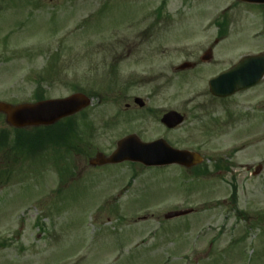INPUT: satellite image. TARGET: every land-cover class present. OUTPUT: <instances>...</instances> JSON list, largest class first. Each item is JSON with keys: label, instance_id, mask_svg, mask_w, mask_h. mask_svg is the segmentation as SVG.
Here are the masks:
<instances>
[{"label": "rangeland", "instance_id": "obj_1", "mask_svg": "<svg viewBox=\"0 0 264 264\" xmlns=\"http://www.w3.org/2000/svg\"><path fill=\"white\" fill-rule=\"evenodd\" d=\"M0 6L1 102L33 103L37 89L43 99L76 90L92 97L87 119L78 117L85 126L79 152L35 160L0 152V264H264V78L226 100L207 87L244 55L264 53V8L238 0ZM184 62L195 67L175 71ZM146 96L147 114L132 102ZM167 111L184 115V123L165 129ZM7 127L0 115V130ZM131 134L199 153L209 174L89 166ZM243 144L231 160L234 177H226L216 165ZM186 209L193 213L163 217Z\"/></svg>", "mask_w": 264, "mask_h": 264}, {"label": "water", "instance_id": "obj_2", "mask_svg": "<svg viewBox=\"0 0 264 264\" xmlns=\"http://www.w3.org/2000/svg\"><path fill=\"white\" fill-rule=\"evenodd\" d=\"M247 3H264V0H241ZM184 64L179 69L187 68ZM264 75V54L242 58L233 68L220 74L209 82L210 92L217 97H227L238 91L252 87ZM135 102L142 105L140 100ZM89 105V100L82 94H73L67 98L39 102L33 105L10 106L0 102V113L6 116V122L15 127L51 125L69 117ZM183 118L175 112L163 116L161 122L168 128L180 124ZM123 161L139 162L145 166L178 164L190 167L200 163L201 158L194 153L179 151L169 147L165 141L157 140L142 143L135 136H129L117 143L115 151L104 157L97 154L90 165L117 164ZM185 213H172L177 217Z\"/></svg>", "mask_w": 264, "mask_h": 264}, {"label": "trees", "instance_id": "obj_3", "mask_svg": "<svg viewBox=\"0 0 264 264\" xmlns=\"http://www.w3.org/2000/svg\"><path fill=\"white\" fill-rule=\"evenodd\" d=\"M80 126L81 125L77 122L76 118L72 117L59 122L52 127L36 129L33 134H22L19 138L23 140L20 139L16 142L15 148L17 151L15 152L22 155L25 151V146L32 141L37 144H41L43 141H48L50 146H68L71 152H79L80 141L84 136V131ZM35 140H38V142ZM233 188L235 189V187Z\"/></svg>", "mask_w": 264, "mask_h": 264}, {"label": "flooded vegetation", "instance_id": "obj_4", "mask_svg": "<svg viewBox=\"0 0 264 264\" xmlns=\"http://www.w3.org/2000/svg\"><path fill=\"white\" fill-rule=\"evenodd\" d=\"M146 74H147V71H146ZM145 106H146V114H147V96H146V98H145ZM128 107V106H127ZM146 118H147V116H146ZM146 122H147V119H146ZM231 165L232 164H229V169H227L226 170V172H227V175L230 177V178H232V176H233V171H232V167H231Z\"/></svg>", "mask_w": 264, "mask_h": 264}]
</instances>
